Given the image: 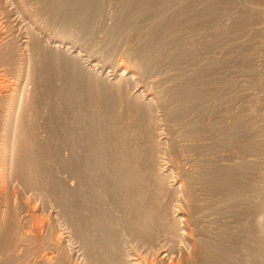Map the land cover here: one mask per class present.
I'll return each instance as SVG.
<instances>
[{
	"label": "rangeland",
	"instance_id": "obj_1",
	"mask_svg": "<svg viewBox=\"0 0 264 264\" xmlns=\"http://www.w3.org/2000/svg\"><path fill=\"white\" fill-rule=\"evenodd\" d=\"M48 1L0 0V264H264V0Z\"/></svg>",
	"mask_w": 264,
	"mask_h": 264
},
{
	"label": "bare ground",
	"instance_id": "obj_2",
	"mask_svg": "<svg viewBox=\"0 0 264 264\" xmlns=\"http://www.w3.org/2000/svg\"><path fill=\"white\" fill-rule=\"evenodd\" d=\"M71 1L72 0H49L48 1V4H49V7H48V12L50 13V17H57L58 19H59V17H62V20H64V19H68L67 17H68V15L69 14H71V12L70 11H72V7H73V5H75L74 7H79V5H77V4H71ZM46 4H47V2H46ZM46 6H48V5H46ZM45 6V7H46ZM76 7V8H77ZM47 9V8H46ZM73 11H75V9L73 8ZM42 14V13H41ZM77 15H78V13H77ZM55 19V18H54ZM58 19H56V20H58ZM60 20V19H59ZM61 21V20H60ZM29 22V21H28ZM21 23V22H20ZM36 25V24H35ZM27 41H28V38H27ZM34 43V42H33ZM30 44V43H29ZM38 45V44H37ZM35 46V45H34ZM37 51V50H36ZM35 53V52H34ZM28 57V56H27ZM67 61V60H66ZM57 62V61H56ZM87 62V61H86ZM42 64V63H41ZM51 65V64H50ZM66 66H68V65H66ZM115 66V65H114ZM48 68V67H47ZM59 68V67H58ZM64 70V69H63ZM33 72V71H32ZM43 72V71H42ZM66 72V71H65ZM103 72V71H102ZM44 73V72H43ZM132 74V72H130L129 70H127L126 68H123V67H121L120 65H117L116 66V68L114 69V71L111 73L110 72V78H113V77H117V76H129V75H131ZM65 75V74H64ZM70 75V74H69ZM77 76V75H76ZM79 76H80V74H79ZM79 76H77V77H79ZM87 76V75H86ZM33 77V76H32ZM67 77H69V76H67ZM75 77V76H74ZM74 77H73V82H74ZM129 77H131V76H129ZM122 78V77H121ZM115 79V78H114ZM127 79H129V78H127ZM126 79V80H127ZM43 80V79H42ZM84 80V79H83ZM29 81V80H28ZM32 81V80H31ZM76 82H78V80L76 79L75 80ZM87 81H89L88 79H87ZM118 81V80H117ZM24 82V81H23ZM72 82V81H71ZM90 82V81H89ZM93 82V81H92ZM70 83V82H69ZM79 83H81V81L79 82ZM98 83V82H97ZM65 84V83H64ZM78 84V83H77ZM87 84V83H86ZM95 84V83H94ZM93 84V85H94ZM66 85V84H65ZM92 85V84H91ZM92 85V86H93ZM37 86V85H36ZM95 86V85H94ZM98 86V85H97ZM69 86H67V88H68ZM96 87V86H95ZM3 88V87H2ZM35 88V87H34ZM57 88V87H56ZM65 88H66V86H65ZM71 88H73V87H71ZM75 88H76V85H75ZM78 88V87H77ZM104 88V87H103ZM103 88H102V90H103ZM49 89V88H48ZM60 89V88H59ZM63 89V88H62ZM61 89V91L59 92V94H58V100H57V107H58V110H57V112H55L54 110H53V107H50V108H52L51 110H53V116H54V112L59 116V117H63L62 119H65V121H68V119H71L72 118V120L74 119V120H76L77 122H76V127H74V126H72L71 124H69V129L71 130V131H73L74 133H75V135L77 134V135H81L80 137H85V138H87L86 137V134H87V127L89 128V126H90V124H89V126L87 125V118H88V116H89V114H88V108H90L89 107V105H91L90 103L88 104V98H87V94H89L88 92H87V94H86V92H85V90H83L82 92H79L78 91V89H77V91H74V92H71V93H65V92H63V90ZM74 89V88H73ZM100 89V85H99V88H98V90ZM105 89V88H104ZM107 89V88H106ZM137 89V88H136ZM23 89H21V91H22ZM64 90H66V89H64ZM69 90V89H68ZM76 90V89H75ZM82 90V89H81ZM101 90V89H100ZM102 90H101V92H102ZM111 90V89H110ZM7 91V90H6ZM11 91V90H10ZM35 91V90H34ZM69 91H71V90H69ZM104 91V90H103ZM108 91V90H107ZM30 92V91H29ZM92 92H94V91H92ZM106 92V91H105ZM109 92V91H108ZM103 93V92H102ZM109 94H110V92H109ZM49 95V94H48ZM51 95V94H50ZM97 95V94H96ZM101 95V94H100ZM129 95V94H128ZM136 95V94H135ZM113 96V95H112ZM118 96V95H117ZM92 97H93V95H92ZM96 97V96H95ZM100 97H102L100 100H103V99H106V100H108L107 99V96H105V94L104 95H102V96H100ZM147 97H150V96H147ZM56 98V97H55ZM55 98H54V100H55ZM97 98H98V96H97ZM112 98H115V97H112ZM112 98H110V99H112ZM117 98V97H116ZM8 99V98H7ZM53 99V98H52ZM51 99V100H52ZM120 98L118 97V100H119ZM123 99H124V97H123ZM12 100L13 101H15V98L13 99L12 98ZM18 102H20V100H18V99H16ZM51 100L49 99V101H50V104H51ZM117 100V101H118ZM16 101V104L18 103ZM65 101V102H64ZM105 101V100H104ZM119 101H121V100H119ZM129 101V100H128ZM48 102V101H47ZM53 103H55V101H52ZM90 102V101H89ZM114 102V101H113ZM123 102V101H122ZM119 103V102H118ZM15 104V103H14ZM20 104V103H19ZM34 104V103H33ZM32 104V105H33ZM41 104H42V102H41ZM47 105H48V103H47ZM95 105H97V103L95 104ZM88 106V107H87ZM49 107V106H48ZM105 107V106H104ZM124 107V106H123ZM7 108H9V107H7ZM11 108H12V106H11ZM18 108V107H17ZM107 108V107H106ZM15 109V108H14ZM113 109V108H112ZM39 110V109H38ZM125 110V109H124ZM17 111V110H16ZM91 111V110H90ZM133 111V110H132ZM20 112V111H19ZM109 112V111H108ZM129 112V111H128ZM14 113V112H13ZM42 113V112H41ZM131 113V112H130ZM52 113H50V117L52 116L51 115ZM97 114V115H96ZM92 117H94V118H96V117H98V113H97V111L95 112V111H93L91 114H90ZM34 117V116H33ZM31 118V117H30ZM67 118V119H66ZM126 118V117H125ZM5 119V118H4ZM11 119H12V117H11ZM52 119V118H51ZM50 119V120H51ZM100 119V118H99ZM128 119V118H127ZM13 120V119H12ZM89 120V119H88ZM95 119H92V122L94 121ZM20 121V120H19ZM62 121V120H61ZM64 121V122H65ZM99 121V120H98ZM69 123L71 122V120L70 121H68ZM30 123V122H29ZM38 123V122H37ZM52 123H53V121H52ZM56 123V122H55ZM72 123V122H71ZM89 123H90V120H89ZM104 123V122H103ZM32 124V123H31ZM39 124V123H38ZM66 124V123H65ZM95 124V123H94ZM105 124V123H104ZM112 124V123H111ZM23 125V124H22ZM73 125H75V123L73 124ZM92 125H93V123H92ZM96 125V124H95ZM95 125H93L94 127H95ZM103 125V124H102ZM18 126V125H17ZM20 126V125H19ZM26 127V126H25ZM65 127V126H64ZM66 127L68 128V125L66 124ZM92 126H90V128H91ZM94 127H92V128H94ZM19 128V127H18ZM96 128V127H95ZM25 129V128H24ZM99 129V128H98ZM122 129H124V128H122ZM127 129V128H126ZM21 130V129H20ZM41 130V129H40ZM75 130V131H74ZM93 130V129H92ZM95 130V129H94ZM131 130V129H130ZM17 131V130H16ZM26 131V130H25ZM64 131V130H63ZM96 131H97V129H96ZM107 131H109V128H108V130ZM133 131V130H132ZM91 132V131H90ZM89 131H88V135H90L89 137H91V134H89L90 133ZM95 132V131H94ZM98 132V131H97ZM96 132V134H98ZM122 132V131H121ZM131 132V131H130ZM42 133V132H41ZM65 133L67 134V133H70V134H72V132H66L65 131ZM92 133V132H91ZM106 133V132H105ZM128 133V132H127ZM93 134H95V133H93ZM96 134H95V136H96ZM110 134V133H109ZM126 134V133H125ZM69 135V134H68ZM75 135H71L72 136V138H74L73 136H75ZM130 135V134H129ZM132 135V134H131ZM57 136H59V135H57ZM70 136V137H71ZM79 136H76V137H79ZM104 136V135H103ZM108 136V135H107ZM114 136V135H113ZM30 137V136H29ZM33 137V136H32ZM97 137V136H96ZM96 137H94L95 139H96ZM117 137H119V136H117ZM19 138V137H18ZM68 138V137H67ZM66 138V139H67ZM94 138H91L90 140H92V139H94ZM100 138H102V137H98V139H100ZM104 138V140H107V139H105V137H103ZM102 138V139H103ZM109 138V137H108ZM121 138V137H120ZM70 139V141H71V138H69ZM88 139V138H87ZM86 139V140H87ZM98 139H96L97 141H98ZM114 139H115V136H114ZM118 141H120L118 138H116ZM85 140V142H87ZM72 141H74V140H72ZM93 142H94V140H92ZM99 141H101V140H99ZM108 141V140H107ZM116 141V140H115ZM114 141V142H115ZM66 142V141H65ZM96 142V141H95ZM102 142H104L103 140H102ZM110 142V141H109ZM113 142V141H112ZM114 142H113V144H114ZM147 142V141H146ZM12 143V142H11ZM16 143V142H15ZM14 143V144H15ZM80 143V142H79ZM79 143H78V145H79ZM97 143V142H96ZM98 143H100V142H98ZM105 143V142H104ZM103 143V144H104ZM111 143V142H110ZM132 143V142H131ZM130 143V144H131ZM28 144V143H27ZM40 144V143H39ZM67 144V143H66ZM84 144V143H83ZM94 144V143H93ZM102 144V143H101ZM101 144H99V145H101ZM124 144V143H123ZM128 144V143H127ZM144 144V143H143ZM24 145V144H23ZM29 145V144H28ZM28 145L26 146V148L28 147ZM31 145V144H30ZM47 145V144H46ZM75 145V144H74ZM86 145V144H85ZM89 145V144H88ZM96 145V144H95ZM95 145H94V152H96L95 151V149L96 148H98L97 146H98V144H97V146H96V148H95ZM105 145V144H104ZM106 145H107V142H106ZM106 145L104 146V147H106ZM116 145V144H115ZM125 145V144H124ZM34 146V145H33ZM76 146H77V144H76ZM76 146H75V148H76ZM81 146H83L82 145V143H81ZM113 146V145H112ZM121 146H123V145H121ZM121 146H119V147H121ZM132 146V145H131ZM130 146V147H131ZM7 147V146H6ZM72 147H73V144H72ZM85 147V146H84ZM100 148L102 147V146H99ZM104 147H103V149H104ZM109 147V146H108ZM115 147V146H114ZM117 148H118V146H116ZM125 147V146H124ZM123 147V148H124ZM133 147V146H132ZM13 148V147H12ZM18 148V147H17ZM58 148V147H57ZM74 148V147H73ZM100 148H98V149H100ZM107 148V147H106ZM106 148H105V150L104 151H106ZM116 148V149H117ZM123 148H118L119 150H120V152H122V153H124V151H121V149H123ZM126 148V147H125ZM124 148V149H125ZM103 149H101L102 151H103ZM115 149V148H114ZM89 150V149H88ZM91 150V149H90ZM97 150V149H96ZM101 150L99 151H97V152H100L101 153ZM92 151V152H93ZM103 151V152H104ZM110 151H111V149H110ZM118 151V150H117ZM129 151V150H128ZM128 151L126 150V152L128 153ZM84 152H87V151H84ZM92 152H90L91 154H92ZM93 152V153H94ZM112 152V151H111ZM125 152V153H126ZM130 152V154H131V151H129ZM134 152V151H133ZM82 153V152H81ZM81 153H79L80 155H82ZM106 153V152H105ZM113 153V152H112ZM117 153V152H116ZM77 154V153H76ZM86 154H88V152L87 153H85V154H83V155H86ZM90 154V155H91ZM102 154V153H101ZM114 154V153H113ZM136 153H134V155H135ZM93 155V154H92ZM96 155H98L99 157H100V155L99 154H97L96 153ZM103 155H105V154H103ZM102 155V156H103ZM123 155V154H122ZM125 155V154H124ZM127 155V154H126ZM125 155V156H126ZM79 156V155H78ZM89 156V155H88ZM106 156H109V155H106ZM131 156V155H130ZM157 156V155H156ZM29 157V156H28ZM82 157V156H81ZM91 157H93L94 159L95 158H97L96 156L94 157V155L93 156H91ZM83 158V157H82ZM89 157H87V159H88ZM104 158H106V157H104ZM112 158V157H111ZM114 158V157H113ZM70 159V158H69ZM83 159H85V158H83ZM90 159H92V158H90ZM90 159H89V161H90ZM28 160V159H27ZM98 160H99V158H98ZM97 159H96V161H98ZM10 161V160H9ZM67 161H68V159H67ZM81 161V160H80ZM86 161V160H85ZM88 161V160H87ZM86 161V162H87ZM93 161V159L90 161V163ZM73 162V161H72ZM82 162H84V161H82ZM79 163H81V162H79ZM88 163V162H87ZM86 163V165H89V164H87ZM95 163H100L101 164V161L99 162H95ZM114 163V162H113ZM133 163V162H132ZM11 164V163H10ZM92 164H94L93 162H92ZM116 164H118V163H116ZM128 163H126V165H119V166H117V165H112L110 168L111 169H113V173H111V179H112V183H113V185H110V187L111 186H114L116 189L118 188H121V187H123L124 185L126 186L127 184H130V183H132V182H134V180H135V182H137L136 180L137 179H134V173H132V170H134V169H132V168H130L128 165H127ZM73 165V164H72ZM71 165V166H72ZM84 165V164H83ZM82 165V163H81V166H83ZM85 165V166H86ZM80 166V167H81ZM89 166H91V165H89ZM89 166H88V168H89ZM97 166H98V164H97ZM96 166V167H97ZM101 166H102V164H101ZM131 166V165H130ZM70 167V166H69ZM95 167V168H96ZM103 167V166H102ZM106 167V168H105ZM104 168L107 170V174L109 175V173L111 172V171H108V169H107V166H105ZM71 168H73V167H71ZM84 168V166L82 167V169ZM92 168H93V166H92ZM160 168V167H159ZM86 169V168H85ZM84 169V170H85ZM84 170H82L83 172H84ZM87 170H90V169H87ZM85 171V172H88V171ZM92 170V169H91ZM91 170H90V172H91ZM96 170V169H95ZM95 170H94V172H95ZM98 171H99V169H97ZM97 170H96V172H97ZM101 170V169H100ZM110 170V169H109ZM8 171V170H7ZM80 171H81V169H80ZM135 171V170H134ZM90 172H88L89 174H90ZM93 172V171H92ZM91 172V173H92ZM161 173V172H160ZM138 174V173H137ZM8 175V174H7ZM90 176H91V174H90ZM93 176H94V174H93ZM103 176V175H102ZM101 176V177H102ZM110 176V175H109ZM108 176V177H109ZM108 177H106L107 179H108ZM76 178V177H75ZM79 178V177H78ZM96 178H99V177H96ZM104 180V177L103 178H101V180ZM80 180V179H79ZM93 180H94V178H93ZM92 180V181H93ZM96 180V179H95ZM94 180V181H95ZM97 180H99V179H97ZM110 180V179H109ZM108 181V180H107ZM98 182H100V181H98ZM109 183V182H108ZM55 184V183H54ZM101 184H102V182H101ZM100 184V185H101ZM97 186H98V184H96ZM104 185H105V183H104ZM106 185H107V183H106ZM57 186V185H56ZM93 186V188L95 187L94 185H92ZM99 187V186H98ZM110 187H108L109 188V190H111L110 189ZM105 188V187H104ZM114 188V189H115ZM125 188V187H124ZM132 188H134V187H132ZM139 188V187H138ZM92 189V188H91ZM96 189V188H95ZM98 189V188H97ZM99 189H102V188H99ZM117 189V190H118ZM122 189V188H121ZM126 189H128V187L126 188ZM103 190V189H102ZM105 190V189H104ZM120 190V189H119ZM124 191H125V193L127 192V190H125V189H123ZM122 190V191H123ZM134 190V189H133ZM78 191V190H77ZM85 191V190H84ZM101 191V190H100ZM122 191H121V193L120 194H122ZM111 192V191H110ZM119 192V191H118ZM113 194H116V193H113ZM113 194H111V195H113ZM119 194V193H118ZM124 194V193H123ZM59 197V196H58ZM73 201V200H72ZM129 202V201H128ZM137 202V201H136ZM74 203H76V202H74ZM87 203V202H86ZM130 203H131V201H130ZM138 203V202H137ZM68 204V203H67ZM78 204V203H77ZM136 204V203H135ZM135 204H133V205H135ZM141 206V205H140ZM128 207H130V206H128ZM74 208V207H73ZM99 209V208H98ZM138 209V208H137ZM141 209V208H140ZM78 211V210H77ZM126 211V210H125ZM141 211V210H140ZM151 210L150 209H148L147 211H146V214L147 213H149ZM95 212V211H94ZM131 212V211H130ZM144 211H142V213H143ZM177 212V211H176ZM128 213V212H127ZM133 213V212H132ZM137 213H138V211H137ZM142 213H140V217H143L144 215L146 216V214L144 213V215L142 214ZM139 214V213H138ZM129 215H131V214H129ZM143 215V216H142ZM96 216V215H95ZM94 217V216H93ZM98 217V216H97ZM150 216H146V217H144L145 218V220H146V218H149ZM76 218V217H75ZM135 218V217H134ZM139 218V217H138ZM144 218H143V221H144ZM140 219V218H139ZM142 219V218H141ZM129 221V220H128ZM142 220H141V222H143ZM146 221H144V223H145ZM149 222V221H148ZM97 223V222H96ZM136 223V222H135ZM137 224H138V222H137ZM150 225V224H149ZM103 227V226H102ZM140 229V228H139ZM68 230V229H67ZM106 230V229H105ZM106 233H107V230H106ZM184 234V233H183ZM185 235V234H184ZM12 236V235H11ZM182 236V235H181ZM186 236V235H185ZM184 236V237H185ZM0 238H1V236H0ZM10 238V237H9ZM7 240H9V239H7ZM2 241V240H1ZM69 242V241H68ZM1 244V243H0ZM4 245V244H3ZM138 264V263H137Z\"/></svg>",
	"mask_w": 264,
	"mask_h": 264
}]
</instances>
